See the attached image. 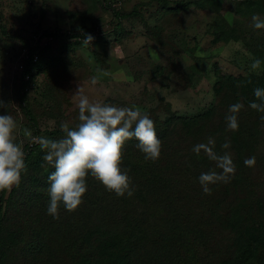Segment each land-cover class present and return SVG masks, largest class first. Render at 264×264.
I'll return each mask as SVG.
<instances>
[{"label":"rangeland","instance_id":"374dc122","mask_svg":"<svg viewBox=\"0 0 264 264\" xmlns=\"http://www.w3.org/2000/svg\"><path fill=\"white\" fill-rule=\"evenodd\" d=\"M253 14L264 18V0H0V99L7 106L0 114L16 120L14 135L24 151L30 144L25 129L33 130L18 90L21 66L32 53L37 67L26 79L25 104L43 137L62 123L73 126L78 85L90 102L161 119L174 113L193 120L217 109L212 134L228 131L218 114L229 115L228 104L237 99L222 82L240 76L256 85L264 70V29L251 26ZM86 34L94 38L90 45L83 43ZM255 59L261 64L252 69ZM214 139V151L223 153ZM255 149L249 171L264 181ZM8 233L2 228L0 245L11 239Z\"/></svg>","mask_w":264,"mask_h":264},{"label":"trees","instance_id":"16d2710c","mask_svg":"<svg viewBox=\"0 0 264 264\" xmlns=\"http://www.w3.org/2000/svg\"><path fill=\"white\" fill-rule=\"evenodd\" d=\"M41 36L69 38L49 32ZM36 67L30 53L21 66L18 96L33 136H43L25 104L26 79ZM255 81L227 77L220 86L235 92V103L243 104L237 131L212 134L217 109L193 120L148 113L161 154L155 162L145 160L135 138L125 142L120 167L131 178L134 194L117 197L89 175L83 202L72 212L61 204L58 219L47 213V177L54 168L43 160L46 153L38 144H26L20 184L0 191V231L6 228L11 236L0 245L1 264H264V181L244 165L249 151L257 148L264 167V113L249 107L256 101L253 90L264 88V70ZM218 115L220 123L226 121V114ZM77 123L78 117L72 127ZM63 135L55 130L49 139ZM216 136L220 149L230 142L224 152L232 155L236 171L230 182L210 185L206 195L198 177L221 170L192 148Z\"/></svg>","mask_w":264,"mask_h":264},{"label":"clouds","instance_id":"9594fccd","mask_svg":"<svg viewBox=\"0 0 264 264\" xmlns=\"http://www.w3.org/2000/svg\"><path fill=\"white\" fill-rule=\"evenodd\" d=\"M251 20L255 30L264 29V18L259 14H253ZM93 39L90 34H86L83 43L90 45ZM260 64L261 61L255 59L251 68L257 69ZM90 83L95 85L96 77H92ZM253 92L259 102L253 101L249 107L264 113V88L257 87ZM73 98L78 109V123L74 128L66 122L62 123V138L52 140L33 136L30 130L25 129L30 142L38 144L45 151L43 160L54 168L47 177L50 198L47 213L54 219L59 218L61 204L66 211L72 212L83 202L89 175L117 197L125 194L131 197L134 194L131 178L120 167L126 141L135 138L138 141L136 147L144 154L145 160L155 162L161 154V141L157 137L154 121L139 108L118 107L101 101L90 102L80 85ZM0 107L7 106L0 101ZM242 108L241 103L230 105V114L226 116L228 130H238V113ZM261 119L264 120V116ZM16 129L17 122L12 115L0 114V191H10L18 186L26 170L22 142L17 143L14 135ZM215 143V139L209 137L206 143L196 144L192 148L197 155L203 151L209 160L215 162L216 169L221 170H210L198 177L202 192L206 195L211 194L210 185L230 182L236 171L231 155L228 152L217 154L214 151ZM221 147L228 149L230 142L226 141ZM255 163L254 155L244 160L247 167H254Z\"/></svg>","mask_w":264,"mask_h":264}]
</instances>
